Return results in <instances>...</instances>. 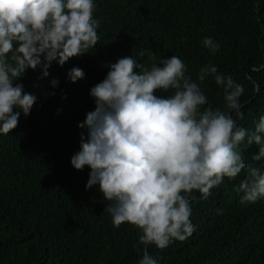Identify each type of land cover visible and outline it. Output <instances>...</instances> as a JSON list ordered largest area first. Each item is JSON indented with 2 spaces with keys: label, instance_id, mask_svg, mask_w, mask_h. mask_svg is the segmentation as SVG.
Here are the masks:
<instances>
[{
  "label": "trees",
  "instance_id": "obj_1",
  "mask_svg": "<svg viewBox=\"0 0 264 264\" xmlns=\"http://www.w3.org/2000/svg\"><path fill=\"white\" fill-rule=\"evenodd\" d=\"M94 17L95 48L63 66L53 61L47 77L41 67L29 68L14 82L38 99L29 115L14 109L21 112L17 127L0 134V264H139L142 230L130 222L114 226L99 185L86 188L90 167L71 163L87 132L80 122L96 107L90 89L110 62L134 55L150 69L176 55L207 95L203 107L229 111L214 76L198 79L205 65L218 66L244 86L243 118L232 113L238 125L254 131L264 115V0H96ZM208 36L221 45L215 54L203 44ZM74 66L86 73L76 82L67 76ZM172 92L156 90L165 97ZM240 149L246 162L264 170V160L252 159L258 145L245 140ZM246 175L225 177L207 198L194 190L195 231L147 250L160 264H264V199L241 203Z\"/></svg>",
  "mask_w": 264,
  "mask_h": 264
},
{
  "label": "clouds",
  "instance_id": "obj_2",
  "mask_svg": "<svg viewBox=\"0 0 264 264\" xmlns=\"http://www.w3.org/2000/svg\"><path fill=\"white\" fill-rule=\"evenodd\" d=\"M95 10L96 0H0V134L17 127L21 112L14 109L29 115L38 99L14 83L29 68L41 67L47 77L53 61L63 66L96 47ZM203 44L213 54L221 47L211 36ZM85 75L79 66L67 73L72 82ZM209 75L223 88L229 111L203 107L207 95L176 55L161 57L150 69L134 55L121 57L90 89L96 107L80 122L87 132L71 163L90 167L86 188L99 185L114 226L130 222L142 230L139 264H160L148 246L164 249L195 231L194 190L207 198L225 177L246 171L241 203L264 199V170L246 162L240 149L245 140L255 143L259 151L252 159L264 160V115L254 131L239 126L232 113L243 118L244 86L215 65L201 68L198 79ZM51 83L58 86V78ZM170 89L166 97L156 93Z\"/></svg>",
  "mask_w": 264,
  "mask_h": 264
}]
</instances>
